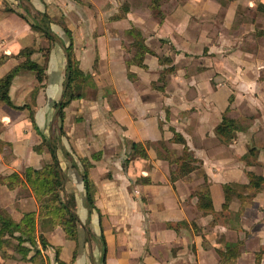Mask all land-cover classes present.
<instances>
[{
	"label": "crops",
	"instance_id": "0c3cea01",
	"mask_svg": "<svg viewBox=\"0 0 264 264\" xmlns=\"http://www.w3.org/2000/svg\"><path fill=\"white\" fill-rule=\"evenodd\" d=\"M70 1L66 10L65 0H0V54L9 56L0 66V78L23 60L16 55L25 48L34 49L32 59L46 69L43 83L32 72L21 71L10 87L11 100L17 106L29 104L33 115L27 108L13 109L0 102V180L52 162L49 152H36L33 146L55 128L54 104L61 98L65 78L63 44L68 42L56 23L61 19L72 31L81 69L91 73L95 86L69 105L66 137L56 151L64 188L74 194L80 220L77 241L44 220V237L49 245L60 246L59 259L101 264L102 231L105 264H220L217 249L230 244L239 250L232 264H264V185L255 194L246 188V199L234 197L224 211L222 206L223 184H247V171L264 177V29L242 22L231 34L221 26L211 35L207 25L193 32L190 26L196 17L209 23L220 19L217 25L224 20L220 9L231 5L224 7L220 0H215L219 5L211 6L213 10L207 3L173 0V10L162 22L140 7L131 8L122 20L108 21L125 0ZM235 11H230V22ZM44 12L53 19L55 41L36 26ZM131 27L141 31L149 48L152 43L173 48L165 53L176 66L165 93L138 83L144 72L161 69L154 55H145L146 68L133 64L127 68L132 53L127 50L126 31ZM127 71L134 73L133 81ZM227 107V116L240 126L229 141L214 131ZM172 128L183 136L199 167L173 181L177 164L172 161L181 156L183 146L169 142ZM130 142H149L146 157L131 155ZM92 153L98 159L92 161L89 176L100 214L87 210L78 160ZM199 171L207 177L213 213L196 208L193 193L202 183ZM37 208L29 187L13 190L0 184V212L18 219ZM51 246L45 250L39 246L40 254L29 262L3 258L0 252V264H36L39 256L44 259L39 264H58Z\"/></svg>",
	"mask_w": 264,
	"mask_h": 264
},
{
	"label": "trees",
	"instance_id": "16d2710c",
	"mask_svg": "<svg viewBox=\"0 0 264 264\" xmlns=\"http://www.w3.org/2000/svg\"><path fill=\"white\" fill-rule=\"evenodd\" d=\"M237 0H221L222 6H227L230 2ZM240 1V0H238ZM240 3H238L239 5ZM140 7L149 10L150 14L162 22L166 15L173 10V0H125L116 11L112 12L108 17V21H118L126 17L131 8ZM12 10V9H9ZM256 16L264 19V2L257 0V5L254 10ZM25 18L23 15H21ZM40 23L36 26L40 28L47 39L55 41V36L51 33L50 23L53 19L46 13H41ZM246 22L248 18L242 19ZM240 22H243V21ZM255 21L254 18L251 19ZM67 38V43L63 44V50L66 58L65 78L61 98L54 104L55 122L57 127L54 128L50 137L43 136L42 141L33 146L36 152L47 151L51 154L52 162L43 165L40 168L25 170L22 175L12 172L4 176L0 180V184L9 189L27 186L30 188L38 208L36 211L25 212L20 218H13L8 212L2 210L0 212V252L3 258H11L24 262L32 261L33 258L40 254L41 249L49 248V243L43 234V222L46 219L50 220L53 228L59 227L65 238L69 240H78V227L80 220L76 212V200L74 194L67 192L64 188L65 175L59 165L56 151L61 148V138L66 137L64 130V120L69 105L87 94L88 87H94L95 83L93 76L89 72L81 69L79 60L76 58L73 46V35L70 28L67 27L64 21L57 20ZM35 26V25H33ZM129 37L128 51L132 53L131 58L126 61L127 68L133 64L141 68H146L144 62L147 53L154 55L157 58L161 70L157 80L153 83L154 89L159 92H164L165 87L169 82V77L175 73L176 66L173 64L171 56L167 54L159 55L155 50L149 48L145 44V38L141 31L135 27H131L126 31ZM161 42L164 40L160 39ZM34 49L25 48L17 53L18 58H23L17 65L12 67L0 78V102L13 109L27 108L30 115H33V110L29 104L17 106L10 98V87L15 76L21 71H30L35 76L38 83H43L46 79L45 65L38 63L32 59ZM9 58L6 54H0V66ZM98 63L95 57L93 69H96ZM127 77L133 81L134 73L127 71ZM37 92L35 88L31 93L34 96ZM233 97H229L231 103ZM229 107L223 113L221 121L215 126V134L225 141L231 140L237 131L240 130L238 122L227 116ZM35 129L38 131L37 127ZM172 137L169 142L181 144L183 146L181 156L173 159L172 162L177 164L175 171L171 173V181L179 176H183L192 171L199 170L196 158L188 150L183 136L175 132L172 128ZM149 142L142 144L140 142H130V153L133 156L146 157V147ZM159 145L163 149H167L164 142ZM70 149L74 152V147L70 145ZM68 153V152H66ZM246 158L243 157V159ZM98 159L97 153H92L89 157H78L81 165V176L83 188L85 191V205L89 212L95 211L99 213V209L95 205L94 184L89 176V169L93 166L92 161ZM201 173L202 183L193 193L197 197L196 208L203 213H213V205L210 197V192L207 183V177L203 171ZM248 183L245 185L237 183L223 184L224 202L223 211L228 209L229 202L234 198L241 200L246 199L243 195V190L246 188L254 190V194L264 185V177L257 175L252 171H247ZM145 178L144 181H147ZM253 194V195H254ZM101 241V264H105L106 259V241L102 231L100 232ZM39 246L41 249H39ZM54 249V261L58 264L64 263L59 259L60 246H51ZM31 253L30 255H28ZM220 264H232L239 254L238 248L234 244L226 245L224 249H217ZM76 256V250L73 252V259ZM72 259V260H73ZM42 264V263H40Z\"/></svg>",
	"mask_w": 264,
	"mask_h": 264
},
{
	"label": "rangeland",
	"instance_id": "374dc122",
	"mask_svg": "<svg viewBox=\"0 0 264 264\" xmlns=\"http://www.w3.org/2000/svg\"><path fill=\"white\" fill-rule=\"evenodd\" d=\"M182 1H189L193 4H199V3H207V5L210 4V7H208V10H213V9H211V6L214 7L216 5H219L218 1H215V0H175L176 3L182 2ZM255 1H256L255 2L256 4L254 3V0H240V1L237 0V1L230 2L231 8H228L226 10H223V8L220 9V12L223 15L224 20H222V22H220L219 25H217V23L220 21V19L218 21L217 18H214V22L209 23V22H206V20H204V17H201V18L196 17V19H193V21H191V26H190L191 30L193 32H197L200 29V27L207 25L206 28L208 29V33L211 35H214L216 30L218 28H220L221 26H223L225 32L231 34L233 31H236L238 29V27H239L238 25L243 24V23L247 24V22H245V20H242L245 18L249 19V21H248L249 24H258L260 27H262L264 29V19L257 17L256 12L254 11L256 8V5H257V0H255ZM261 1L264 2V0H261ZM220 2H221V0H220ZM68 3H71V1L65 0L63 8L66 10L69 9ZM173 3H174V1H173ZM238 3H240V4L238 5ZM235 4L237 5L236 6L237 8L235 7ZM246 5H251V8L247 7ZM234 8L236 9V11L234 13H232V14H234V17L232 18V22H230V20H231L230 11L231 10L233 11ZM220 12H219V14H220ZM209 13H211V12H209ZM219 14H217V15L220 18ZM193 15L196 16V15H198V13L193 14ZM225 16L227 17L226 19H225ZM252 18H254L255 21H252L251 20ZM200 20H202V21H200ZM241 20L243 21V23L240 22ZM206 23H208V24H206ZM228 26H231V27L228 28ZM234 28H237V29H234ZM258 29H259V27H258ZM149 40L155 41L153 39H149ZM164 44H166V43H161V46L158 47L157 43H152L151 47L159 55L164 54V53H170L173 51L172 47H169L167 44L166 45H164ZM195 58H196V56H195ZM196 62L198 63L197 60H196ZM154 69L155 68H152V70L144 72V75H143L141 82L138 81V83L141 85L146 83V84H149L152 86L153 82L158 78L160 70H161L160 68H157L158 70H154ZM160 93H165V92H160ZM54 126L57 127L56 122H55ZM196 174H197V177L199 179H201V173L196 172ZM100 243H101V241H100ZM39 261H43V263H44V259L42 256L37 257V263L36 264H39Z\"/></svg>",
	"mask_w": 264,
	"mask_h": 264
}]
</instances>
